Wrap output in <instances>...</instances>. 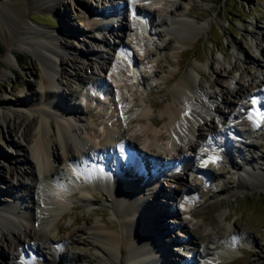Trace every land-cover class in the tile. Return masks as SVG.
Here are the masks:
<instances>
[{"label": "bare ground", "instance_id": "obj_1", "mask_svg": "<svg viewBox=\"0 0 264 264\" xmlns=\"http://www.w3.org/2000/svg\"><path fill=\"white\" fill-rule=\"evenodd\" d=\"M27 1V6H18L11 0H0V13L9 17L15 29L12 46L4 57L8 68H5L7 72L3 76L13 74L12 63L18 61L15 58L18 50L36 53L42 62L39 85L43 91L42 102L36 105V128L34 131H23L18 140L10 142L22 155L8 158L6 152L0 150V156L12 165L10 174L14 181L11 187L16 191L15 202L4 200L0 203L3 207L0 209V232L5 240L8 236L7 250L4 256H0V264H42L48 259L58 263L59 258L65 255L84 260L82 264H222L233 256L235 250L240 251L239 241L248 240L247 236L240 235L228 224L227 232L219 228L216 234L208 224H204L206 218L195 219L192 208L184 205L187 200L189 204H203L207 197L198 194L196 186L184 181L183 177L197 176L204 184H208L210 178L217 179L219 174L209 170L208 164L220 162L222 155L230 156L228 165L238 179L227 189L226 199L236 198L245 189L264 187V163L262 166L256 163L253 153L249 152L253 141L240 140L236 149L239 153L235 154L231 151L232 139L229 138V135L236 136L243 130L229 124L239 114H245L254 122L251 127L254 133L258 134L257 130L263 128L259 118L261 110H264L261 108L264 100L254 101L252 95L255 89H264V81L244 89L238 85V79L235 81L233 78L234 90L228 87L227 92L221 89L220 94L206 92L199 87L200 67L190 63L179 75L181 65L177 64L176 71L165 79V82L172 83L169 90L172 102L162 109L161 120L153 118L149 113L153 104L145 105L143 100L135 103L134 97L127 96L122 90L129 84L132 88L137 77L145 79V76L152 75L153 65L145 62L143 49L138 47L137 51L144 57L136 59L130 52L120 49L121 37L120 44L98 40L99 46L108 50L115 47L118 55L110 57L108 52L100 49L102 51L95 54H83L87 59L94 55V61L89 58L84 63L76 60L68 63L64 51L69 52L70 48L60 43L59 47H55L51 43L60 32L36 29L26 21L29 5L58 7V1ZM112 1L110 7L102 5L105 10L99 13L93 11V16L84 18L87 31L97 27L96 30L113 33L118 38L123 28L131 30L129 37L132 43L135 40L141 42L142 35L146 33L143 23L146 19H142L145 12L152 24L171 27L174 33L181 36L177 43L183 44L210 25L208 22L197 25L185 17L171 20L158 17L159 12L174 13V8L163 6V0H140L145 2L147 10H151L149 12L144 6L142 10H137L132 4L126 11L125 0ZM85 9L90 12L91 7L85 5ZM118 19L126 22L114 25ZM156 33L160 35V31ZM170 41L165 42L163 47ZM75 50L73 48V53ZM96 57L103 60L98 69L94 68L98 62ZM79 64L83 75L78 73ZM107 79L112 85L107 83ZM93 81L95 83L89 86ZM72 83L82 84L89 98L102 105L105 118L112 121L111 126L108 121H100L103 131L97 132L99 137L94 136L98 137V141L81 135L83 124L79 115L83 112L74 100L65 98L60 90L61 86L72 89ZM97 94L104 95L106 100L99 101L93 97ZM11 113L19 115L23 111L13 110ZM211 113L218 116L219 129L213 125ZM108 114L112 116L109 118ZM160 124L162 128L157 130ZM101 134L103 136L100 137ZM216 136L221 138L219 143L215 141ZM24 141L27 145L23 144ZM203 146H213L214 150L221 147L223 151L208 154L202 150ZM58 147L62 151L61 156L56 152ZM32 161H35L38 175L34 173ZM179 169L182 174H175V170L177 173ZM162 178L172 179L177 184L167 183L168 189L161 186L167 198L164 202H175L179 191L181 197L186 198L179 204L186 213H181L179 220L174 219L173 222V227L181 229V240L168 238L169 231L163 233L164 229L161 230L158 225L157 217L161 214L156 212L160 207L155 195L161 190ZM96 190H101L109 202L111 212L118 221L116 228L98 220L89 222L91 218L87 216L82 218L89 222L85 228H72L70 225L63 240L54 242L53 235L60 230L58 218L62 216L71 195L86 205H92L88 194H94ZM94 196L99 197L97 194ZM16 203L23 210L17 209ZM174 211L178 214L176 208ZM219 217L227 222L225 211H221ZM19 234L23 235V239ZM81 242L92 249L93 257L75 252L73 245ZM171 242H176L181 250L180 254L175 252L176 257L168 250Z\"/></svg>", "mask_w": 264, "mask_h": 264}, {"label": "rangeland", "instance_id": "obj_2", "mask_svg": "<svg viewBox=\"0 0 264 264\" xmlns=\"http://www.w3.org/2000/svg\"><path fill=\"white\" fill-rule=\"evenodd\" d=\"M57 1L59 3L58 7L47 8L34 4L29 5V18H26L27 23L36 29H48L60 32L56 36V39H52L51 43L55 47H59L60 43L70 48L68 49L69 52L64 51V57L69 60L68 63L72 60L84 63L89 58H92L94 61V55H91L87 59L83 57V54L84 56L95 54V52L102 51L100 49H103V52H108L110 57H114L115 54L118 55L115 47H110L108 50L105 46H99L98 40L110 41L111 44L113 42L120 44L119 38L121 37L123 40L122 45L119 46L121 50L125 49L136 59L145 56V62L153 65L152 75L145 76V79L137 77L138 79L134 82L132 88L129 84L122 89L124 94L132 98L134 97L135 103H141L143 100L145 102L143 104L145 105L147 103L153 104V107L149 111L153 118L161 120L162 109L165 105L172 102L169 92L172 83L165 82V79L176 71L177 64L181 65V69L178 71L179 75L190 63L200 67V72L202 73L198 77L199 80L201 79L199 87L201 86L203 91L206 92L215 91L217 94H220L221 89L227 92L228 87L234 90V84L231 82L233 78L235 81L238 79V85H242L244 89H250L256 82L260 84V80L264 81L262 79L264 77V0H163V6L174 8V13L165 14L159 12L158 17L160 16L166 20L185 17V19L197 25L204 22L210 24L197 33L193 39L183 44L177 43L178 38L181 36L174 33L171 27L152 24V20L145 12L142 19H146V22H143L146 33L142 35L141 42L135 40L132 43L129 37V31L131 30L123 28L120 30L122 32H120L118 38L113 33L110 34L100 29L96 30L97 27L88 29L87 31L84 25V18L93 16V11L94 13H99L102 9L105 10V7H102V5L110 7V4L113 2L112 0ZM125 1L126 11L129 9L130 4L137 10H142L141 7L143 8V6L146 8L144 1ZM11 2L18 6H27L28 4L27 0H11ZM114 4L116 5L115 1ZM85 5L91 7L90 12L85 9ZM121 6L123 7L124 5ZM146 11L149 12L151 10H147L146 8ZM120 19L122 18L120 17ZM122 21L118 19L114 25H119ZM14 31V24L9 17L5 13H0V150L4 153L6 152L8 158L22 155V152L18 151L10 142L18 140L23 131H34L38 124L37 115L35 116L36 105L42 102L41 100L43 99V91L39 85L42 62L38 54L18 50L15 53V58L21 64L18 65L17 61L12 63L14 64L13 74L7 73L6 76H3V73L7 72L6 69L8 68L4 57L9 47L12 46L11 43L15 35ZM157 31H160V35L156 33ZM168 40L171 41L166 47H163V44ZM138 47L143 49L142 54H145L144 56L138 55ZM73 48L76 49L75 53H73ZM96 60L98 62L95 63L94 68L98 69L103 60H99L98 57H96ZM157 61L158 65L156 64ZM79 68L78 73L83 75L82 66ZM63 77L65 78L64 75ZM215 78L218 81L215 82ZM106 81L112 85L109 79ZM93 83L95 81L91 82L89 86ZM72 86V89L67 86H61L60 90L65 98L74 100L83 112L82 115H79L83 124V128L80 129L81 135L83 134L87 139L98 141L99 136L97 132L102 133L103 131L99 125L100 121H108L109 126L112 125V121L105 118L102 105H97L93 99L89 98L87 90H85L82 84L72 83ZM255 91V93H260L259 99L261 101L264 100V89H255ZM251 92L254 91L251 90ZM93 97H96V95H93ZM104 99L106 100V97L97 96V100L99 101ZM20 109L23 111V114L17 115L16 113H11L13 110ZM261 111L259 123L263 125V128L257 130L259 135L251 130L254 122L245 114H239V117L230 121L229 124L243 130L241 133H237L236 136L229 135V138L232 139L231 151L235 154L239 153L236 149L240 140H252L253 146H251L249 152L253 153L254 161L262 166L264 163V110ZM7 114L9 115L8 117L6 116ZM106 116L110 118L112 115L108 114ZM210 117L213 125H215L216 129H219L218 116L211 113ZM161 124L156 127L157 130H161L163 126ZM101 136L103 135L101 134ZM215 141L219 143L221 138L216 136ZM23 144L27 145L25 141ZM234 145H236V148ZM213 149V146L210 148L207 146L202 147V150L207 153L213 152ZM217 149L218 151L223 150L221 147ZM244 151L247 152V150ZM56 152L58 155H62L59 147ZM221 156L220 162L208 164L209 170H214L219 174L217 179L212 180L210 178L208 184H204L200 180V177L197 176L189 175L183 177L184 181L196 186L198 194L200 193L207 197V200L203 204L187 203L188 200L185 201L186 198L181 197L180 191L175 195V202L173 200L164 202V199L167 198H165V192L162 188L168 189L167 183L175 186L177 184L172 179L163 180L162 178V181L160 180V188L161 186L162 188L155 195V201L160 207L156 212L161 214L157 217L160 222L158 225L161 227V230L164 229L163 233L167 230L169 231H167L170 234L168 238L173 239V241L175 239L181 240L183 238L180 234L182 233L181 229L173 227V222L179 220L178 217H181V213H186L181 208V205H179L185 201L184 205L192 208V211L195 212V219L206 218L203 220L205 221L204 224H208L207 226L211 228L212 232H216L217 234L219 228L227 232L226 226L228 224L240 232V235L248 237V240L239 241L238 246L240 251L235 250L233 256L226 259L222 264H264V187L245 189L236 198H232L231 200L226 199L227 189L235 185L238 179L236 175L232 174L231 167L228 165L230 156ZM34 162L32 161L34 173L38 175ZM11 166L9 161L0 156V203L4 202V200H13V202L16 200V191L11 187L12 181H14L10 174ZM175 174L181 175V170H177V173L175 170ZM213 188L216 190L214 193H212ZM95 194L99 197L95 198ZM71 197L64 206L62 216L58 218L57 224L60 226L58 230L60 229L61 231L59 230V232L53 235L52 240L54 242L60 243L63 240V235L68 232L70 225L72 228L76 226L85 228L89 222L95 220L104 222L108 226L112 224L114 228L118 225L117 219L111 212L110 204L105 199V195H103L101 190H96L94 194H88L92 205H86L72 195ZM170 202H173V204ZM16 205L18 206L17 209L23 210L22 207H19L18 203ZM2 208L0 204V209ZM175 208L178 210V214L174 211ZM221 211H225L227 222L219 217ZM87 216L91 218L88 223L86 219H82ZM19 237L23 239L22 234H19ZM7 239L8 236L6 237ZM6 240L0 232V256H4L3 254L7 250L8 241L6 242ZM73 247L75 248V252L81 256L87 254V256L93 257L92 249L84 242L73 245ZM169 247L170 249L168 250L172 256L176 257L174 255L175 252L181 253L176 242L169 243ZM45 249L47 248L44 247ZM196 258L198 259L199 257L196 256ZM59 259L58 263L48 259L42 262V264H82L84 262L82 259L69 255H65ZM85 264L97 263L87 262Z\"/></svg>", "mask_w": 264, "mask_h": 264}, {"label": "trees", "instance_id": "obj_3", "mask_svg": "<svg viewBox=\"0 0 264 264\" xmlns=\"http://www.w3.org/2000/svg\"><path fill=\"white\" fill-rule=\"evenodd\" d=\"M17 62H18V65H20V64H21L19 61H17Z\"/></svg>", "mask_w": 264, "mask_h": 264}]
</instances>
